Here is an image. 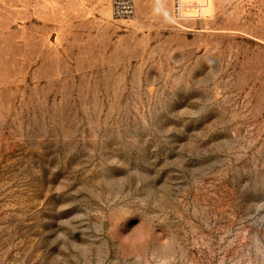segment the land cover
I'll use <instances>...</instances> for the list:
<instances>
[{
  "label": "rangeland",
  "instance_id": "obj_1",
  "mask_svg": "<svg viewBox=\"0 0 264 264\" xmlns=\"http://www.w3.org/2000/svg\"><path fill=\"white\" fill-rule=\"evenodd\" d=\"M0 0V264H264V0Z\"/></svg>",
  "mask_w": 264,
  "mask_h": 264
},
{
  "label": "built area",
  "instance_id": "obj_2",
  "mask_svg": "<svg viewBox=\"0 0 264 264\" xmlns=\"http://www.w3.org/2000/svg\"><path fill=\"white\" fill-rule=\"evenodd\" d=\"M201 5L197 0H172V16L182 21L195 19L201 15ZM114 19L129 20L135 14V0H112Z\"/></svg>",
  "mask_w": 264,
  "mask_h": 264
},
{
  "label": "crops",
  "instance_id": "obj_3",
  "mask_svg": "<svg viewBox=\"0 0 264 264\" xmlns=\"http://www.w3.org/2000/svg\"><path fill=\"white\" fill-rule=\"evenodd\" d=\"M135 11H136V3H135Z\"/></svg>",
  "mask_w": 264,
  "mask_h": 264
}]
</instances>
